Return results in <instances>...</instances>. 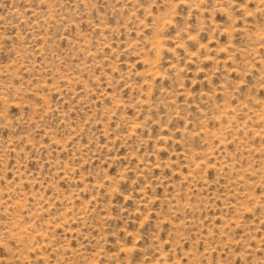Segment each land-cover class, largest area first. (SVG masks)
Here are the masks:
<instances>
[{
	"label": "rangeland",
	"instance_id": "obj_1",
	"mask_svg": "<svg viewBox=\"0 0 264 264\" xmlns=\"http://www.w3.org/2000/svg\"><path fill=\"white\" fill-rule=\"evenodd\" d=\"M0 264H264V0H0Z\"/></svg>",
	"mask_w": 264,
	"mask_h": 264
}]
</instances>
